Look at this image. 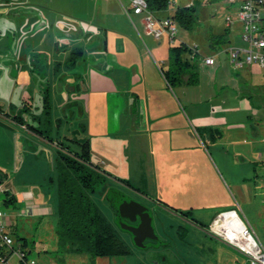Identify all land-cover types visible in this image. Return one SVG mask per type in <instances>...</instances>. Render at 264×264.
Instances as JSON below:
<instances>
[{"label":"rangeland","instance_id":"1","mask_svg":"<svg viewBox=\"0 0 264 264\" xmlns=\"http://www.w3.org/2000/svg\"><path fill=\"white\" fill-rule=\"evenodd\" d=\"M123 2L127 5L130 4V0H123ZM190 3H195L197 6V22L192 29L179 26L177 41L180 42L183 37V42H186L189 46L197 44L202 53L211 52L210 41L206 33L225 32L227 17L236 14V5L229 2V0L214 2L171 0L169 8L163 11L172 12L178 5ZM22 7L40 10L41 13L42 10L47 11L51 15L50 19L53 25L48 29H44V34L52 37V40L49 37L50 42H45L44 47L47 52H43L44 54L34 52L25 62L26 66L34 69V82L31 86L34 94V105L29 106L27 109L25 106L17 109L16 113L20 112L24 115V118H27H23L24 124H12L7 121V118H4L12 126L10 129H6L9 133L5 136L0 134L1 176L3 177V174H6V179L2 183L9 190V193L0 190V209L10 211L18 205L24 207L25 204L20 201L18 204L17 201L6 204L4 199L9 194L19 195L26 188L46 192L45 203L54 208L51 214L43 217L44 222H41L42 219L31 221V218L25 216H17L14 219L16 222L12 226L13 236L15 239L19 237L29 239L31 243L30 257L40 259L39 261L43 264H250L247 255L227 242H224L223 248L220 247V250H218L219 247L216 242L208 238L203 230L198 229L199 227L186 226L184 229L189 228L188 233L185 238H181L184 229L182 228L178 233L177 227L181 224L178 216L186 213V210H183V197L173 199L172 202L167 201L168 205L157 199L155 206L160 211V219L163 221L159 229L163 235H168L175 241L176 250L163 247L156 251L155 260H151V252L147 248H143L130 231L122 230L123 221L120 218V204L123 200L132 201L136 198L151 206L154 205L153 198L149 197L150 194H148L150 192L149 186L146 180L140 177L145 169L141 168L142 163L139 159L145 160L146 167L150 162L149 157L151 158V154H148L146 149L143 150L144 154H138V151H135L132 145L129 146L126 143L122 146V159L131 165L132 178L130 180L140 193L130 190L127 186H122V193L125 197L120 200V195L115 193L114 187L107 183L105 187L104 185L97 186V190L91 193V197L119 229L121 236L127 240L131 252L126 255L97 256L88 251H73L60 247L57 233L59 199L56 164L60 148L58 142H63L72 150L78 151L81 146L77 139L88 138L91 142L92 136H88L91 133L89 130H93L94 133L105 132L109 136L108 139L93 138V146L91 145L92 160L115 177L123 175L121 170L123 165L116 162V155L111 150L119 147L120 143L117 138L127 137L133 141L130 133H119L121 126L127 128L131 120L128 118L123 119L121 126H119V119L116 118L118 108L112 105L114 102L112 96L109 118L106 116L104 106L93 108L90 113H87V110L83 111L82 105H85V98L82 96L85 93L83 92L85 87L89 86L86 75H89L92 65L94 66L96 63L94 54L101 51L100 44L104 28L110 25H120L119 29L124 31L123 28H127L128 24L133 26L134 23L128 15L124 17L122 13L124 12L123 4L119 0H24ZM124 14L126 13L124 12ZM132 14L138 30L146 38L147 43L141 39L144 49L150 54L156 67L160 69L159 72L163 76L168 90L172 92L176 99L183 101V108L188 107L189 103H195L196 108L199 109V114L204 117L210 116V120L211 117H215L218 121L235 120L238 121L237 124H240L249 119V122L254 125H260L262 132H264V103L252 96L254 93L264 95L263 68L257 67V64L254 63L237 69L240 70L237 71L232 67L230 61L228 63L225 60L227 52L221 51L218 54L224 61L221 66L217 64L213 69L209 66H203L199 57H197L198 55L191 56V53L188 52L184 57L188 58L193 66H187L183 69L181 77L183 80L181 82L169 83L164 72L171 64L173 40L168 34H163L160 38H157L154 34L152 36L146 35V27L144 29V26L138 20V15ZM38 28L39 25L36 30ZM232 44L246 45V42L242 39L238 22L231 28L228 41L221 44L222 49ZM18 46L17 37L11 44V48L15 52ZM81 47L84 50L83 53L73 52L76 48ZM72 56L74 58H71ZM18 60L16 59L14 63H19ZM247 67H250L251 70L244 71V68L247 69ZM193 73H195L196 79L191 81L189 79ZM46 92H49L51 97L50 113L44 111ZM247 104L248 106H246ZM190 111L189 107L187 112L192 116L193 114H190ZM124 117L126 118V112ZM106 118L107 125H105ZM14 119L19 120L18 116H14ZM27 122L30 124L27 125ZM85 124L87 128L89 125L91 127L86 130L84 129ZM31 125L34 128H31ZM196 129L198 130L194 131L199 138V145L208 146L209 149H212L208 136L199 130V127ZM227 129L220 126L205 128L218 141L222 140V137L224 138ZM99 140L101 145L103 140H108L109 148L104 146L107 148L105 149L100 146ZM241 146L246 147L249 145L243 144ZM245 157L248 156L236 154L237 161L245 160ZM164 158L166 159V167L158 172V176L165 178L168 185L181 186L180 183H182L183 177L179 178V176L177 178L175 174L177 172L175 169L177 158L173 159V156L167 154ZM124 161L122 163H125ZM234 167L238 178L245 175L248 171L247 168H249L247 165H234ZM228 190L233 200L230 198V204L227 207L218 208L219 212L234 207L237 208L257 239L264 246V205L255 199L251 202L242 200L239 198L240 194L233 188L234 193L237 195L238 202H236L229 188ZM221 195L223 197L228 196L223 190H221ZM161 205L168 206V209L178 216L161 211ZM204 212L206 216L210 215L207 214L206 210ZM210 218L212 216L207 220H211ZM202 246H204V250H202ZM233 252L234 254H232ZM11 260L12 262L15 261V255Z\"/></svg>","mask_w":264,"mask_h":264},{"label":"crops","instance_id":"2","mask_svg":"<svg viewBox=\"0 0 264 264\" xmlns=\"http://www.w3.org/2000/svg\"><path fill=\"white\" fill-rule=\"evenodd\" d=\"M119 1L123 4L124 12L126 13L122 12L124 17L128 15L134 24L133 26L128 24L127 28H123L124 31L119 29L120 25H108L109 27L104 28L100 44L101 51L94 54L96 63L94 66L92 65L89 75H86V81L89 86L85 87V91H83L85 92L82 96L85 98V105H82L83 111L87 110V113H90L93 108L104 106L106 116L109 118L111 113L110 99L112 96V99H114L112 105L118 108L116 118L119 119V126H121L123 119L128 118L131 120L127 128L123 125L121 126L119 133H130L133 140L131 141L127 137L117 138L120 145L115 150H111L116 155V162L119 165H123V169H121L123 175L118 177L128 179L130 182L132 178L131 165L122 159V146L125 145L124 143L129 146L132 145V148L141 155L144 154L143 150L146 149L148 154H151V158L149 157L150 162L146 167L145 160L139 159L142 163L141 168L145 169L140 177L143 180L145 179L149 186L150 192L148 194H150L149 197L153 198L154 206L157 203V199L168 205L167 201L172 202L171 200L173 199L183 197V210L193 214L199 224H201L200 227L191 226L199 227V230H203L208 238L216 242L219 247L218 250H220V247L223 248L224 241L211 235L207 228L211 220L216 216L215 214L219 213L218 208H224L230 204L231 194L228 188L235 199L237 195L234 193L233 188L240 194L239 198L242 200L251 202L255 199L264 205V132H262V127L249 122V119L240 124H237L238 121L235 120L218 121L215 117H211L210 120V116L204 117L199 114V109L196 108L195 103H189L188 107L183 108V101L176 99L165 86V80L159 72L160 69L156 67L152 57L143 47L141 39L146 42V38L138 30L132 13L138 15V20L144 26V29L145 14L127 10V4L123 0ZM23 2L24 0H0L1 136L9 133L6 130L12 126L9 123H19L17 119H14L18 108L34 105V94L31 87L34 82V69L26 66L25 62L34 52H47L44 47L45 42H50L49 37L52 40L50 35L44 34V29L53 26L50 19L51 15L45 10H42L41 13L40 10L22 7ZM172 12L156 11L155 14L158 17H164ZM38 25L39 28L36 30ZM145 34L148 36L153 35L147 29H145ZM206 34L210 41L212 33L207 32ZM17 37L19 46L17 51L14 52L11 44ZM180 42H183V37ZM180 42L175 38L172 41V45ZM210 47L212 49L211 52L202 53L200 51L197 57H199L203 66L215 69L217 64L221 66L224 61L218 54L224 48L222 49V45L218 48H214L211 45ZM83 52L84 50L82 49ZM205 55H215L216 63L214 65L205 64L203 61V56ZM16 59H19V63H14ZM225 60L229 63L228 54ZM74 61L76 62V60ZM251 67L254 68L253 66ZM257 67L260 66L257 64ZM247 70H251L250 67L244 68V71ZM47 94L51 102L49 92ZM252 96L264 103V95L254 93ZM189 107L191 110L190 114H193L192 116L187 112ZM125 112L126 118L124 117ZM21 115L24 118V115ZM4 118H7L9 123ZM24 119L27 118L25 117ZM107 124L106 118L105 125ZM210 126H220L226 129L228 126L227 134L224 138L222 137L223 141L214 139L205 130L206 127ZM90 127L91 125L87 128L85 124L84 129L87 130ZM197 127L208 136L212 149H209L208 146L199 145V138L194 131L198 130L196 129ZM89 131L91 133L88 136H92L90 142L92 146L93 138L108 139L109 137L103 131L99 133H94L93 130ZM100 142L99 140L100 146L109 148L108 140H103L102 145ZM219 142L223 144L220 145ZM243 144L249 146L242 147L241 145ZM166 154L173 156V159L177 158L175 165L177 172L175 174L177 178L179 176V178L183 177L182 183H180L181 186L168 185L165 178L158 176V172L166 167V159L164 158ZM236 154L248 157H245V160L237 161ZM91 156L93 157L92 153ZM122 160L125 163H122ZM234 165H247L249 168H247L248 171L245 175L238 178ZM0 167H2L1 161ZM0 172L2 175L1 170ZM1 175L0 182L5 191H9L2 183L6 179V174H3V177ZM106 175L109 184L116 190H114L115 193L120 195V200L125 197L122 193V186H127L130 190L140 193L137 188L125 184L115 176L107 173ZM221 190L228 196L223 197ZM46 195V192H38L34 188H26L19 195L9 194L8 197L13 196V200L4 201V203L9 204L17 201L16 203L18 204L20 201L25 204L24 207L18 205V207L16 206L10 211H6L9 229L12 234V226L15 224L16 221L14 219L17 216L31 218V221H40L42 219L41 222H44L43 217L52 213L51 211L54 208L45 203ZM135 200L137 199L135 198ZM236 202H238L237 199ZM29 205L33 206L30 213L25 211ZM168 208V206L161 205V211L175 215ZM204 210L210 215L206 216ZM211 216V220L208 221L207 218ZM188 229H184L183 238L186 237ZM201 248L204 250V246ZM29 249L31 250L30 242ZM39 262L41 263V261Z\"/></svg>","mask_w":264,"mask_h":264},{"label":"trees","instance_id":"3","mask_svg":"<svg viewBox=\"0 0 264 264\" xmlns=\"http://www.w3.org/2000/svg\"><path fill=\"white\" fill-rule=\"evenodd\" d=\"M151 12L163 11L169 8L171 0H146ZM218 0H205V2ZM174 18L178 25L192 29L197 22V6L195 3L178 5L168 15ZM230 28L227 27L223 33L210 35V45L214 48L228 41ZM73 52H82L76 48ZM191 52L190 46L185 42L171 46V64L164 72L169 83L182 81L183 69L193 66L184 55ZM71 58H74L72 56ZM75 59H73L74 61ZM75 62V61H74ZM195 73L189 80H195ZM44 111L49 112L51 107L48 94L45 96ZM26 109L29 107H25ZM19 123L24 124L23 116L18 113ZM30 124L27 122V125ZM31 128L32 127L31 125ZM76 140V139H75ZM80 150H72L69 146L58 142L60 146L57 154V180H58V208H57V233L61 248L73 251H88L93 255H126L131 252L127 240H125L119 229L108 218L102 208L92 199L91 193L97 190V186L109 184L105 169H102L92 160L91 143L88 138L77 139ZM125 184H133L124 178L116 176ZM138 189V188H137ZM9 193L8 191H5ZM13 200V196L4 201ZM122 229V228H121ZM123 230V229H122ZM22 246L29 249L27 237L16 239ZM31 250L29 249V253Z\"/></svg>","mask_w":264,"mask_h":264},{"label":"built area","instance_id":"4","mask_svg":"<svg viewBox=\"0 0 264 264\" xmlns=\"http://www.w3.org/2000/svg\"><path fill=\"white\" fill-rule=\"evenodd\" d=\"M229 2L236 5V14L228 15L227 27L231 30L234 24L239 22L242 39L246 45H230L223 50L227 52L230 63L236 70L254 63L264 69V0H229ZM126 9L144 13L147 31L157 38L163 34H168L171 40L176 38L179 28L177 21L171 16L158 17L148 9L146 0H130ZM190 48L192 56L200 53L197 44L190 45ZM203 61L205 64L214 65L216 57L205 55ZM0 190L5 191L1 182ZM30 207L29 205L25 211L30 213L33 206ZM208 232L247 255L250 264H264V246L236 208L219 212L208 226ZM14 255L16 260L12 262ZM0 264H42L37 259L31 258L29 249L15 239L9 229L8 214L3 209H0Z\"/></svg>","mask_w":264,"mask_h":264},{"label":"flooded vegetation","instance_id":"5","mask_svg":"<svg viewBox=\"0 0 264 264\" xmlns=\"http://www.w3.org/2000/svg\"><path fill=\"white\" fill-rule=\"evenodd\" d=\"M39 77V76H38ZM20 113V112H18ZM16 113V115L18 114ZM138 202L142 203L143 205L147 206V211L150 216L151 226L147 225L148 216L144 212L137 213V211H133L129 213L131 217L136 219H131L130 217H120L122 221H125L127 224L132 225L135 227V230L138 234V240L140 243H143V248H147L151 253V260H155L156 258V251H159L161 248H170L172 250H176V243L170 237L165 236L161 233L159 226H162L163 221L160 219V211L153 205H149L144 201L137 200ZM128 213V211H125ZM176 215V214H175ZM178 216V215H176ZM181 220L180 226L177 227V232L183 228H186L188 225H195L199 226V222L196 220L195 216L189 212L182 214V216H178ZM143 218V220H142ZM143 221V223H142ZM142 223V225H140ZM187 223V224H186ZM183 236V235H182ZM183 238V237H181Z\"/></svg>","mask_w":264,"mask_h":264},{"label":"water","instance_id":"6","mask_svg":"<svg viewBox=\"0 0 264 264\" xmlns=\"http://www.w3.org/2000/svg\"><path fill=\"white\" fill-rule=\"evenodd\" d=\"M0 175H1V172H0ZM126 210L128 211V213L125 212ZM133 211H137V213H140L141 211L144 212L148 216L147 225L151 226V220H150L149 213L147 211V206L143 205L142 203H140V202H138L136 200H132V201L123 200L121 202V204H120V212H121V216L122 217L127 216V217H130L133 220L136 219V218L131 217L129 215V213H131ZM142 220H143V218H142ZM143 221H142V223H143ZM142 223L140 225H142ZM122 228L125 231H130L134 235V237L138 241V243L143 245V243H140L138 238H137L138 234H137V231L135 230L134 226L129 225L126 222L123 221Z\"/></svg>","mask_w":264,"mask_h":264}]
</instances>
